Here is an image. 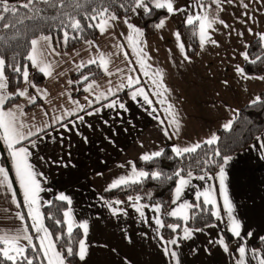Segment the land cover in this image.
<instances>
[{
	"label": "crops",
	"instance_id": "0c3cea01",
	"mask_svg": "<svg viewBox=\"0 0 264 264\" xmlns=\"http://www.w3.org/2000/svg\"><path fill=\"white\" fill-rule=\"evenodd\" d=\"M15 1L17 0H0L2 3ZM189 4L195 5V0H174L176 9L186 8ZM222 8L219 19L229 27L215 24V30H210L209 35L216 44L206 43L203 49L197 35L198 47L193 56H188L185 48L183 52L180 50L182 41L177 40L176 33L177 27L185 24L186 15L198 12V8H189L187 14H168L162 18L163 28L156 27L160 19L155 23L153 33L142 37L146 42L145 51L151 57L149 63L153 70L162 71L163 82L169 89L168 103L178 113V135H173V129L169 127L170 118L163 111L167 105L157 103L159 97L151 93V107L139 96L133 100V89L127 87L116 91L115 95H109L106 100L101 99L98 103L95 100L96 94H107L109 87L115 89L122 82V76L132 74L116 45H121L123 51L128 53L133 61L132 66L139 75V67L135 64V57L127 44L129 30L124 20L128 19L129 23L139 28L137 23L145 13L143 9H137V13L131 11L127 18L109 21L111 28L104 34L98 31L94 40H87L98 46L99 53L112 54L110 71L115 72L117 67L125 69L119 75L109 77L97 67L100 70L98 76L82 84L78 83L83 75L73 77L81 70L76 65L98 55L97 47L90 48L86 41L64 50L59 49L52 39V48L59 55L46 53V58L56 62V67L52 77L42 74L40 82L34 81L33 73L39 71L29 61L30 81L37 88L46 91L47 96H37L35 104L17 97L14 102L4 106L5 110L14 109L17 105L24 108L26 115L22 119L28 125L25 131L41 128L46 120L51 123L53 115H62L65 109L72 110L74 106L70 103L69 96L79 101L85 109L64 121L68 123L69 120H77L78 116L83 117V122H77L72 131H64L57 124L54 128L41 132L40 139L32 137L36 141L35 148L28 141L24 142L31 152L30 163L37 173L42 174L37 179L42 189L39 194V211L43 225L41 206L60 195L71 200L70 205L65 202L67 210L71 209L72 227H79L83 223L88 225L86 236L79 227L82 232L80 240L83 239L87 246L86 256L84 260L79 259V264H176L165 253L166 247L177 252L179 264H238V246L246 248L245 264H260L263 259L253 243L264 242L260 239L264 237V150H261V145H264V129L251 144L229 156L231 160L224 165L225 186L229 202L233 206L232 214L242 226L240 240L231 235L227 210L219 192V182L215 178L221 165L214 174H207L212 179L201 180L199 177L205 174H193L180 199L173 203L177 180L165 211L168 217L175 218L170 215L174 209L182 203L191 204L190 201L195 199L197 193L206 191L209 187L215 190L216 210L219 212V219L215 217L212 224L198 228L202 231H195L191 239L178 240V246H169L164 242L183 236V228L177 234L164 239L160 234L161 227L155 223L157 218L160 219V214L152 210L157 205L141 204L133 195L117 199L101 197V193L113 189L112 184L118 180L138 179L132 172L135 159L160 152L166 146L173 149L194 143L202 144L218 130L225 129L224 125L232 122L243 106L255 101L264 91V79L260 78L264 77V73L247 75L252 78L237 74V66L243 69L245 58L242 53H246L249 42L257 38L260 40V36L264 35V0H225ZM215 10V5H212V11ZM261 43L264 48V41ZM30 54L31 48L28 55ZM109 79L111 85L108 83ZM145 79L141 77V84L137 87H144L146 91L152 89L151 83H145ZM69 80L72 81L71 85L68 84ZM93 81L100 87L90 95L83 88ZM26 87L30 95H37L35 89L23 82L16 90L8 91L14 93ZM122 92H126L124 100L117 96ZM89 100L93 102L91 107H88ZM113 101L123 103L127 111L118 104L115 108L105 106ZM152 108L157 111L153 112ZM96 109L99 111L96 112ZM45 111L49 113L48 116L44 115ZM88 112L96 114L88 115ZM161 121L164 123L161 124ZM164 130L168 131V136H165ZM8 160L18 193L13 183L11 189L0 187V233L26 227L28 235L32 239L34 237L39 247L37 234L32 227L29 210L9 155ZM9 179L12 182L10 174ZM138 206L141 207L143 216L136 211ZM20 216H23V221L19 219ZM223 231L231 237L229 243L225 242L228 252L218 243L221 239L225 241ZM249 232L252 233L251 237H247ZM51 239L53 241L52 236ZM20 244L27 247L29 242L21 240Z\"/></svg>",
	"mask_w": 264,
	"mask_h": 264
},
{
	"label": "snow or ice",
	"instance_id": "6c2138e0",
	"mask_svg": "<svg viewBox=\"0 0 264 264\" xmlns=\"http://www.w3.org/2000/svg\"><path fill=\"white\" fill-rule=\"evenodd\" d=\"M225 0H195V5L189 4L186 8L176 9L174 7V0H132L131 11L136 12L137 9H143L145 13H151L153 10H166L168 14H176L177 12H185L187 14L189 8H198V12H194L192 15H186L185 24L187 26H193L195 31L194 35H198L199 43L201 49L205 46L206 43L216 44V41L211 39L209 35L210 30H215L214 25L219 23L223 24L225 28L229 27V25L225 24L222 20L219 19V12L223 10L222 3ZM226 2H231V0H226ZM212 5H215V12L212 11ZM123 6V5H122ZM23 7H29V4H24ZM247 7V5H245ZM2 11L7 12H15V7H9L6 3L0 5ZM86 19H90L93 23H89L87 25L88 28L97 29L100 34H104L109 28L112 27V24L109 21H115L118 17L114 14H110L107 8L101 9H93V14L91 16H86ZM3 19V17H0ZM98 21V22H97ZM124 23L128 27V34L126 37L127 44L132 50V54L135 57V64L139 67V75L136 74V68L133 67V61L129 58L127 52L123 51V47L121 45H116L117 50L122 55L123 59L127 62L126 67L132 73L131 75L122 76L121 83L116 85V88L113 89L109 87L107 89V94L105 92H99L95 95V100L98 103L101 99H108L109 95H115L116 91L123 90L125 87L129 89H133L131 92V98L133 100L137 99V96L141 97L146 104L150 107L152 105V100L149 98V93L151 95L159 97L157 103L162 105H167L163 111L166 113V116L169 119V127L173 129V135H178L180 131V121L178 119V113L175 111L174 106L171 103H168V94L169 89L163 82V73L159 69L153 70L152 65L149 63L151 57L145 51L146 42L143 41L142 37L144 35L143 31L136 26L129 23L128 19L124 20ZM70 28L77 32H82L81 24L79 21H74L69 25ZM157 28L164 27V20L161 19L160 22L156 25ZM251 31V30H250ZM242 35V33L240 34ZM176 38L179 41L180 34L176 33ZM69 39H79V36L69 37L67 31L63 34V40L61 41L63 44H67ZM52 38L50 36H40L36 39L31 40V54L28 55L27 59L30 61L32 67H35L43 76L52 77L54 69L56 67V62L49 61L46 58V53H50L52 55H59L56 53L55 49L52 48L51 44ZM260 40L264 41V35L260 36ZM88 46L97 47L98 55L91 57L87 61H82L80 64L76 65L78 70L83 69L84 67H89L92 65L101 68L105 75L111 77L112 75H119L125 71V69L117 67L115 72L110 71V64L112 63L111 56L112 54H104L99 53L98 46H95L92 41H86ZM180 50L184 51V45L181 43ZM218 46V45H217ZM79 53H77L78 55ZM244 58L248 59L247 53H242ZM185 60L188 57L185 55ZM251 63H255V61H250ZM13 67V71L15 73L20 74L22 78V82L35 89L37 95H30L28 92V88L18 89L14 93H10L8 91L9 88V80L8 76L5 73V60L0 58V142L6 147L8 155L11 159L12 167L15 172L16 180L19 183L20 189L23 193V198L26 206L29 210V217L32 220V227L37 234V238L39 241V251L43 254V258L46 261V264H65V256L61 254V252L56 250L55 243L51 239V233H49L48 229L43 225L42 217L39 211V194L42 191L39 180L37 179L38 175H42L37 173L34 166L30 163L31 152L29 150V146H25L24 142L28 141V144L32 147H36V141L32 139L33 136L40 139V133L46 132L48 128H54L57 124H59L64 131H72L76 128L77 122H83V117L78 116L77 120H69L68 123H64L65 120H68L71 116H76L78 112L84 111V107L80 105L79 101L73 100L71 96H69L70 103L73 104L74 108L72 110L65 109L62 115H53L51 117V123L47 120L44 123V126L41 128H36L35 130H27L28 125L24 122L22 117L26 115L24 112V108L20 105H17L14 109L5 110L4 106L9 100H14L16 97L25 98L30 104H35L37 96H47L46 91L39 89L33 84L29 79V71L28 66H24L23 70L20 67ZM237 74L244 76L245 78H252L247 76L244 73V70L237 66ZM141 77L146 78L145 83H151L152 89L147 90L144 87H137V85L141 84ZM264 79V77H260ZM90 77L88 75H83L82 78L78 81V83H84L85 81H89ZM108 83L111 85V80L109 79ZM227 83L226 81L224 82ZM68 84L71 85L72 81L69 80ZM99 85H97L94 81L92 83L87 84L83 88V91L89 93L90 95L94 94L98 89ZM87 99V97H86ZM92 101H88V107L92 106ZM118 106L121 109L127 111L124 107L123 103H119L118 101H113L106 107L115 108ZM55 111V109L53 110ZM99 109H96L98 112ZM152 111L155 112L157 109L152 108ZM88 115H94L95 112H88ZM45 116H48L49 113L45 111ZM164 121H161L163 124ZM71 124V127H69ZM225 129L231 128V122L224 125ZM79 134V133H78ZM165 136H168L169 133L167 130H164ZM218 137L216 135H212L209 139L203 142L204 145L212 146L217 144ZM202 147L201 143H194L191 146H186L183 148L174 147L172 151L176 154L177 157L184 156L187 154L196 153L198 149ZM261 150H264V145H261ZM161 152H155L151 155H142L141 159L144 161H149L155 157H159ZM221 154L219 151L214 152V156L219 157ZM231 157H222L221 158V166L219 167L218 175L215 177L219 182V192L223 197L224 206L227 210L228 218L230 221V232L231 235L237 240L241 239V224L233 217V206L229 202V198L227 195V190L225 186V168L224 165H227ZM213 157H208L204 163L207 165H212L214 163ZM182 170H178L175 172V176L178 177V183L175 187V199L173 203H176L177 200L180 199L181 193L185 189L186 186L190 184V180L193 177L192 171H188L186 173L187 178L181 175ZM133 176L138 179L131 180L129 178H123L118 180L112 184L111 187L115 188L119 185H126L128 183H138L141 179L147 178L149 173L144 171H137L135 165L132 168ZM160 176L159 173H153L152 177L154 179H158ZM212 179V177H208L207 174L201 175L199 179ZM0 187H7L11 189L12 182L9 179V171L0 166ZM15 194L13 193V197ZM60 201H66L68 205L71 204V200L65 196L60 195L58 197ZM131 199V198H130ZM137 202L140 200V197H136ZM15 202V199L13 200ZM119 203V202H116ZM19 206V205H17ZM147 207V206H145ZM197 209L203 211L204 209H210V215L219 219V212L217 209V201L215 198V190L212 187H209L206 191H201L196 194L194 203H182L176 209H174L170 215L172 217L181 219L187 224V221L191 218L189 212L196 211ZM155 212H159L160 208L157 205L154 209ZM136 211L140 213L141 216L144 215L143 211H141V207H137ZM114 214L115 211H114ZM65 217V223L67 224V232L69 237H71L73 232L72 222H71V209L69 208L67 211L63 213ZM19 219L23 221V216H20ZM59 223V222H58ZM155 223L159 227H163L162 222L159 218L156 219ZM80 228L83 229V232L86 236L88 231L87 223H83L79 225ZM172 232H176L180 225H170L169 226ZM195 231H202V229H193L190 230L187 227L183 228V236L175 237L171 240L165 241L169 246L175 245L178 246V240L182 239H191L192 235ZM252 233H247V237H251ZM60 239V237H57ZM162 239V238H161ZM264 240V237L260 238ZM28 241L29 244L27 247L20 244V241ZM32 237L28 235L27 228L21 227L15 230H10L8 232L0 233V264L3 262H9V264H33V258L27 255L29 248L32 251H36V245L31 243ZM218 243L222 246L225 252H228L227 244L223 239L219 240ZM165 253L170 255L175 261L176 264H179V260L177 258V252L170 250V248L166 247L164 249ZM67 256L78 255L80 260H84L87 253V246L85 241L82 239L79 241L78 251L74 253L72 247H68L66 249ZM237 253L239 255L238 264H245V255L246 248L244 246H238ZM260 264H264V259L260 260Z\"/></svg>",
	"mask_w": 264,
	"mask_h": 264
},
{
	"label": "trees",
	"instance_id": "16d2710c",
	"mask_svg": "<svg viewBox=\"0 0 264 264\" xmlns=\"http://www.w3.org/2000/svg\"><path fill=\"white\" fill-rule=\"evenodd\" d=\"M207 2V0H205ZM4 3L0 2V5ZM9 7H15V12H3L0 8V58L5 60V73L8 76V90H16L22 83L20 74L13 71V67L29 65L27 59L31 40L39 36H50L54 44L59 49L68 50L78 44L94 40L97 37L98 30L88 28L89 23H93L86 16L93 14V9L107 8L110 14L116 15L118 18H127L131 12L132 0H17L13 3H6ZM29 4V7H23ZM123 5V6H122ZM166 10H153L151 13H144L138 20V26L143 31L145 37L153 33L154 25L160 19L166 17ZM79 21L82 32H77L69 27L74 22ZM98 22V21H97ZM67 31L69 37L79 36V39H69L65 45L63 34ZM194 27L181 24L177 27L180 39L184 45L185 52L188 56H193L197 47V35H194ZM246 53L248 59L244 60L243 70L247 75H261L264 73V48L261 41L257 38L249 42ZM250 61H255L251 63ZM100 74L97 66L92 65L84 67L79 73L73 75H88L90 78ZM35 82L42 80V74L33 73ZM119 99L126 98V92L117 95ZM17 98V97H16ZM9 100L5 105L11 104L16 100ZM264 129V91L261 92L257 99L243 106L234 116L230 129H221L216 132L219 138L217 144L208 146L202 143V147L196 153L187 154L177 157L172 148L166 146L160 150L161 155L149 161L135 159L133 165L140 171L149 173L147 178L141 179L138 183H128L120 185L111 190L101 193L103 199H117L125 196L133 195L140 197L141 204H154L160 208L159 214L163 227L160 234L164 239L177 234L182 228L198 229L212 224L215 217L210 215V209L203 211L197 209L189 212L191 218L187 224L178 218H170L165 211L171 200V194L174 186L179 179L175 176V172L181 171L182 176H186L188 171L193 174H214L221 165L222 157H229L232 154L244 149L254 140H256ZM219 151L220 156H214V152ZM208 157H213L214 163L207 165L204 161ZM0 165L4 166L11 175L12 183L18 193L10 163L8 160V152L6 147L0 142ZM153 173H159L158 179L152 177ZM192 199L190 203H194ZM65 201H60L58 197H53L41 206V212L45 227L51 233L57 251L65 256V262L68 264H79L78 255L67 256L66 249L72 247L74 253L77 252L78 243L82 237V232L78 226L73 227L71 237L67 232V225L63 213L67 211ZM59 222V223H58ZM180 225L176 232H172L170 225ZM32 234V232H30ZM226 243L230 242V235L226 231L222 232ZM60 237V239H57ZM36 245L37 250L32 251L29 248L27 255L33 258V264H46L34 237L31 240ZM253 247L257 249L264 259V242L257 241L253 243ZM9 264V262H3Z\"/></svg>",
	"mask_w": 264,
	"mask_h": 264
},
{
	"label": "rangeland",
	"instance_id": "374dc122",
	"mask_svg": "<svg viewBox=\"0 0 264 264\" xmlns=\"http://www.w3.org/2000/svg\"><path fill=\"white\" fill-rule=\"evenodd\" d=\"M136 13H137V12H136ZM143 14H144V13H143ZM143 14H142V15H143ZM11 91H13V90H11Z\"/></svg>",
	"mask_w": 264,
	"mask_h": 264
}]
</instances>
